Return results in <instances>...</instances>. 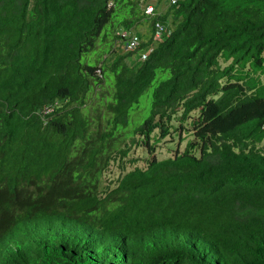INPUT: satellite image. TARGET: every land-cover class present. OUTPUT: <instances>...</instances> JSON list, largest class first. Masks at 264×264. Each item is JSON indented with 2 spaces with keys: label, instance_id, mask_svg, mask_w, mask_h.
Segmentation results:
<instances>
[{
  "label": "trees",
  "instance_id": "obj_1",
  "mask_svg": "<svg viewBox=\"0 0 264 264\" xmlns=\"http://www.w3.org/2000/svg\"><path fill=\"white\" fill-rule=\"evenodd\" d=\"M148 7L0 0V264H264V0Z\"/></svg>",
  "mask_w": 264,
  "mask_h": 264
},
{
  "label": "rangeland",
  "instance_id": "obj_2",
  "mask_svg": "<svg viewBox=\"0 0 264 264\" xmlns=\"http://www.w3.org/2000/svg\"><path fill=\"white\" fill-rule=\"evenodd\" d=\"M144 31L149 32L148 24H147V27H145ZM175 125L177 127L179 126L177 121L175 122ZM183 138H186V139L182 141L181 140L182 138L179 137V134L175 133L174 135L169 136L167 139L161 140L157 148L158 157L161 159L167 158L173 155V151H176L179 148L184 149L190 137L184 134ZM132 157L138 159L139 161L138 163L140 166H144L145 159L148 157V152L143 148H136L131 154V158ZM133 167L134 166L131 163H127L124 166L120 164L119 162L112 164L110 169L104 175V180L106 184L114 185L117 182V179L121 177L124 174V172H126L129 169H132ZM131 236L136 238L137 235L136 233L133 232ZM133 242L134 244H136L135 239H133ZM148 252H149V257L145 259L148 260L149 264H197L195 260L194 261L188 260L187 262V260H185V258H187L185 254H183V256L176 255V254L165 255L163 253L162 255H159V252H156V251H151V252L148 251Z\"/></svg>",
  "mask_w": 264,
  "mask_h": 264
},
{
  "label": "crops",
  "instance_id": "obj_3",
  "mask_svg": "<svg viewBox=\"0 0 264 264\" xmlns=\"http://www.w3.org/2000/svg\"><path fill=\"white\" fill-rule=\"evenodd\" d=\"M147 1V4L152 7L155 8V11L156 13H158L159 15H163V14H166L172 4L174 0H146Z\"/></svg>",
  "mask_w": 264,
  "mask_h": 264
},
{
  "label": "built area",
  "instance_id": "obj_4",
  "mask_svg": "<svg viewBox=\"0 0 264 264\" xmlns=\"http://www.w3.org/2000/svg\"><path fill=\"white\" fill-rule=\"evenodd\" d=\"M178 0H174L173 3H176ZM147 14L152 15L154 14V7L150 6L147 8ZM158 27L160 28V32L159 35H161V33L164 30V27H162L161 24H158ZM141 41L137 36H132V38L130 39V41L128 42L127 48L130 50H134L136 48L139 47Z\"/></svg>",
  "mask_w": 264,
  "mask_h": 264
},
{
  "label": "clouds",
  "instance_id": "obj_5",
  "mask_svg": "<svg viewBox=\"0 0 264 264\" xmlns=\"http://www.w3.org/2000/svg\"><path fill=\"white\" fill-rule=\"evenodd\" d=\"M179 1V0H178ZM177 1V2H178ZM176 2V3H177ZM176 3H174V4H176ZM154 14H156L155 13V9H154ZM154 14H152V15H154ZM147 15H149V14H147ZM152 15H149V16H152ZM164 31V30H163ZM136 31H123L122 33H118V34H122L125 38L124 39H126V51L127 52H134V51H137L139 48H140V46H141V43H142V41H141V39H140V37H139V35L137 34V33H135ZM161 35H162V33H161ZM161 35H159V33L157 34V38L159 39L160 37H161ZM132 36H137L139 39H140V41H141V43H140V45H139V47L138 48H136V49H134V50H130V49H128L127 48V45H128V42L130 41V39L132 38ZM143 58L144 59H147L148 58V53H146V54H144L143 55Z\"/></svg>",
  "mask_w": 264,
  "mask_h": 264
}]
</instances>
